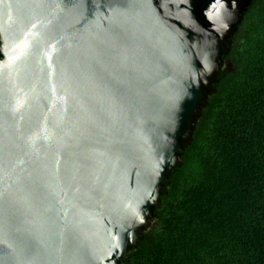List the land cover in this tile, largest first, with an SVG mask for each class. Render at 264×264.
Wrapping results in <instances>:
<instances>
[{
	"label": "water",
	"instance_id": "obj_1",
	"mask_svg": "<svg viewBox=\"0 0 264 264\" xmlns=\"http://www.w3.org/2000/svg\"><path fill=\"white\" fill-rule=\"evenodd\" d=\"M250 2L0 0V264L123 263Z\"/></svg>",
	"mask_w": 264,
	"mask_h": 264
},
{
	"label": "trees",
	"instance_id": "obj_2",
	"mask_svg": "<svg viewBox=\"0 0 264 264\" xmlns=\"http://www.w3.org/2000/svg\"><path fill=\"white\" fill-rule=\"evenodd\" d=\"M221 60L154 222L122 264H264V0H251Z\"/></svg>",
	"mask_w": 264,
	"mask_h": 264
},
{
	"label": "rangeland",
	"instance_id": "obj_3",
	"mask_svg": "<svg viewBox=\"0 0 264 264\" xmlns=\"http://www.w3.org/2000/svg\"><path fill=\"white\" fill-rule=\"evenodd\" d=\"M244 26H245V25H244ZM244 28H246V26H245Z\"/></svg>",
	"mask_w": 264,
	"mask_h": 264
},
{
	"label": "flooded vegetation",
	"instance_id": "obj_4",
	"mask_svg": "<svg viewBox=\"0 0 264 264\" xmlns=\"http://www.w3.org/2000/svg\"><path fill=\"white\" fill-rule=\"evenodd\" d=\"M223 65H224V62H223Z\"/></svg>",
	"mask_w": 264,
	"mask_h": 264
}]
</instances>
